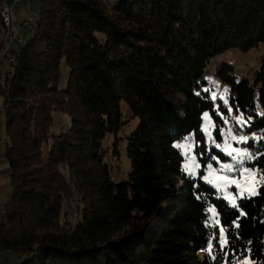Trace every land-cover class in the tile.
<instances>
[{
  "label": "trees",
  "instance_id": "16d2710c",
  "mask_svg": "<svg viewBox=\"0 0 264 264\" xmlns=\"http://www.w3.org/2000/svg\"><path fill=\"white\" fill-rule=\"evenodd\" d=\"M39 2L0 84L12 189L0 203V251L19 264H264V64L254 80L218 69L227 102L204 89L213 57L264 43V0ZM4 28L0 14V38ZM219 109L244 119L261 174L257 194L236 206L187 174L174 146L193 133L205 165L203 114L222 139ZM57 114L69 121L55 131ZM135 117L121 145L129 177L117 181L111 161Z\"/></svg>",
  "mask_w": 264,
  "mask_h": 264
},
{
  "label": "rangeland",
  "instance_id": "374dc122",
  "mask_svg": "<svg viewBox=\"0 0 264 264\" xmlns=\"http://www.w3.org/2000/svg\"><path fill=\"white\" fill-rule=\"evenodd\" d=\"M14 6L19 19V33L14 39L13 47H18L29 34L32 27L31 23L36 21V16L40 10V2L39 0H24ZM26 6H29L30 9H27ZM0 7H11V0H0ZM0 14L2 15L1 12ZM30 15H33L31 20H29ZM2 17L3 20H5L4 16ZM4 22L6 23V21ZM5 34L6 29L4 28L1 36L2 39L6 36ZM263 64L264 43L251 48L249 51H242L235 47L227 48L209 61L204 73V78L207 81V84L204 85V89L206 92L210 93V96L215 101L222 99L224 102H227L230 86L218 75V69L224 65H229L232 68L230 75L235 76L237 80L245 77L254 80L255 74L262 69ZM0 65H4V69L6 70V68L10 66V63L5 58L0 61ZM215 105L218 108L219 103L216 102ZM121 106L123 108L124 118L129 117V109L124 101L121 103ZM218 112L223 116L225 122L221 129L222 139H217L214 136L213 130L215 128V123L211 112L207 111L203 114L202 130L208 145L207 155H209L205 165H203L199 159L204 153L201 152L199 154L196 152L197 144L193 133L181 140L175 141L174 146L180 149L184 156L182 168L187 174L192 177H201L203 180L213 185L218 190L220 196L225 198L231 205L236 206L238 205L239 198L244 196L250 197L257 194L261 182V174L256 167L250 165L253 154L246 145V142L251 135L240 130V127L244 125V119L240 115H236L232 112L226 116L221 109H219ZM68 121V115L57 114L53 130L56 131L57 128L63 126ZM139 122L140 119L138 117L131 118L129 123L124 127L126 134H123L122 131L119 133V137L122 138L119 144L120 155L118 159L114 158L111 161L113 165L112 173L117 181L127 180L129 177L131 163L127 157L126 150L121 149V145L126 144V138L136 129ZM233 137H235V139H233ZM241 137H245L246 139H241ZM1 140L5 141L4 144L0 145V173H3L5 176L4 181L0 185V203H3L11 197L12 189L11 179L8 173V159L5 156L6 141H10V136L6 129L3 98L0 96V141ZM112 141L113 137L110 138L109 143L111 144ZM217 145H219V147H217ZM213 147L221 151L224 157L215 152H211V148ZM186 165H188V167H186ZM209 165H211V168L208 167ZM224 165H231V170L224 168ZM203 169L204 171L202 172ZM205 177H207V179H205ZM210 214L212 221L218 222V214L214 206L210 207ZM2 252L5 253L1 256L3 262H8V264L11 262L19 264V258H17L15 254L6 251ZM237 264H251V261L248 257H245L237 262Z\"/></svg>",
  "mask_w": 264,
  "mask_h": 264
},
{
  "label": "built area",
  "instance_id": "2783aa9c",
  "mask_svg": "<svg viewBox=\"0 0 264 264\" xmlns=\"http://www.w3.org/2000/svg\"><path fill=\"white\" fill-rule=\"evenodd\" d=\"M24 0H11V7H0V10H7V18L5 23L6 29V40L4 41V46L0 49V61L2 59H7L8 62H11L14 58L11 54V49L13 48L14 39L17 37L18 31V14L15 8V4L22 2ZM27 9H30L29 6H26ZM33 18V15L29 16V20ZM22 41V40H21ZM5 83V69L4 65H0V84L4 86ZM3 178V174H0V180Z\"/></svg>",
  "mask_w": 264,
  "mask_h": 264
},
{
  "label": "bare ground",
  "instance_id": "6f19581e",
  "mask_svg": "<svg viewBox=\"0 0 264 264\" xmlns=\"http://www.w3.org/2000/svg\"><path fill=\"white\" fill-rule=\"evenodd\" d=\"M1 2H2V1H1ZM0 12L2 13V16H4V18H5L4 21H6V18H7V10H1ZM5 35H6V34H5ZM2 40H3V43H4V41L6 40V36H5ZM3 46H4V44H3ZM3 46H2V47H3ZM2 47H0V49H2ZM5 79H6V72H5ZM4 142H5V141L1 140V141H0V145H1V144H4Z\"/></svg>",
  "mask_w": 264,
  "mask_h": 264
},
{
  "label": "crops",
  "instance_id": "0c3cea01",
  "mask_svg": "<svg viewBox=\"0 0 264 264\" xmlns=\"http://www.w3.org/2000/svg\"><path fill=\"white\" fill-rule=\"evenodd\" d=\"M7 165H8V164H7ZM0 174H3V173H0ZM4 177H5V176H4V174H3V178L0 180V185H1L2 182L4 181ZM3 254H5V253L2 252V251H0V264H8V262H3V261H2V257H1V256H2ZM13 262H14V261H13ZM10 264H14V263L11 262Z\"/></svg>",
  "mask_w": 264,
  "mask_h": 264
},
{
  "label": "snow or ice",
  "instance_id": "6c2138e0",
  "mask_svg": "<svg viewBox=\"0 0 264 264\" xmlns=\"http://www.w3.org/2000/svg\"><path fill=\"white\" fill-rule=\"evenodd\" d=\"M225 91H227V90H225ZM233 139H235V137H233ZM241 139H246V138L245 137H241ZM217 147H219V145H217ZM186 167H188V165H186ZM208 167L211 168V165H209ZM223 167L226 168V169L231 170V165H224ZM189 170H191V169H189ZM205 179H207V177H205ZM221 231H223V230H221ZM209 247H211V246H209Z\"/></svg>",
  "mask_w": 264,
  "mask_h": 264
}]
</instances>
